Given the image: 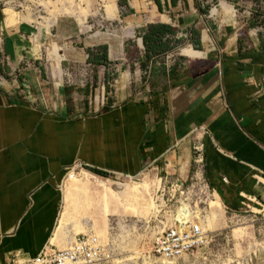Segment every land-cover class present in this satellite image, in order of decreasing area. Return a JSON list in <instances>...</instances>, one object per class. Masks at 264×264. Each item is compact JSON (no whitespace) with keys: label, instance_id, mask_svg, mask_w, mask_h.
Segmentation results:
<instances>
[{"label":"crops","instance_id":"0c3cea01","mask_svg":"<svg viewBox=\"0 0 264 264\" xmlns=\"http://www.w3.org/2000/svg\"><path fill=\"white\" fill-rule=\"evenodd\" d=\"M156 1H128L129 11L145 14L144 28L171 26L173 48L147 58L140 47L148 76L108 110L67 115L0 92V264L37 258L64 230L63 183L78 163L99 177L155 170L176 183L199 143L213 196L232 213L264 211V28L226 3L207 14L202 0Z\"/></svg>","mask_w":264,"mask_h":264},{"label":"rangeland","instance_id":"374dc122","mask_svg":"<svg viewBox=\"0 0 264 264\" xmlns=\"http://www.w3.org/2000/svg\"><path fill=\"white\" fill-rule=\"evenodd\" d=\"M120 1L0 0V92L67 115L88 116L113 107L131 82L132 89H141L148 76L138 55L146 16ZM202 2L207 14L226 3L233 10L230 15L264 28V0ZM5 11L15 13L11 24ZM102 45L113 51L109 66L89 62L88 49ZM146 179L160 180L152 189L156 209L138 216L128 205L136 192L123 189L140 192ZM109 181L121 188L104 189L101 182ZM176 183L155 170L133 180L85 174L69 182L66 176L59 221L64 230L58 226L57 234L69 243L78 235L99 239L113 254L110 264H264V211H228L195 167L178 182L181 189ZM183 207L202 222L209 244L176 262H159L152 257L153 240L175 223Z\"/></svg>","mask_w":264,"mask_h":264},{"label":"built area","instance_id":"2783aa9c","mask_svg":"<svg viewBox=\"0 0 264 264\" xmlns=\"http://www.w3.org/2000/svg\"><path fill=\"white\" fill-rule=\"evenodd\" d=\"M185 37L187 36L185 35ZM192 156L193 166L200 172L203 166L202 144L196 143L193 146ZM66 173L69 182L76 181L85 174L95 176L85 165L79 163L66 170ZM115 177L128 180L135 178ZM176 184L179 189L183 187L181 183L180 185L178 182ZM206 187H208L207 184ZM181 193L183 194V192ZM187 214V219H176L171 227H168L154 238L151 252L154 259L170 262L177 261L204 249L209 244L210 236L204 232L201 222L190 217L189 211ZM112 256L113 254L109 247L104 245L99 239L78 235L76 240L65 250L48 247L37 258L20 264H110Z\"/></svg>","mask_w":264,"mask_h":264},{"label":"trees","instance_id":"16d2710c","mask_svg":"<svg viewBox=\"0 0 264 264\" xmlns=\"http://www.w3.org/2000/svg\"><path fill=\"white\" fill-rule=\"evenodd\" d=\"M120 5L127 6V9L130 10L127 4V0H121ZM192 32L195 35H199L198 31L193 30ZM175 33L176 31L171 26L160 23L150 24L146 28H143L139 33V37L143 41L146 57L151 58L153 56H159L171 50L173 47L165 41V38L167 36L174 35ZM196 44L197 43L194 42L195 46ZM88 54L89 62L94 65L109 66L111 63L109 59L108 45H102L97 47L96 49H88Z\"/></svg>","mask_w":264,"mask_h":264},{"label":"bare ground","instance_id":"6f19581e","mask_svg":"<svg viewBox=\"0 0 264 264\" xmlns=\"http://www.w3.org/2000/svg\"><path fill=\"white\" fill-rule=\"evenodd\" d=\"M228 12H232V10H228ZM159 183H160V180L150 181V180L146 179L143 183L140 184V186H141L140 187V192H138L136 189H131V188H124L123 189L122 188L124 191H127L129 193H131L132 191L136 192L134 194L132 193L134 195V198L132 199L131 202L128 203V205H131L132 207H134V210H137V215L138 216H145V215H147V213L150 210L151 211H155L156 205H155V202H154V200L152 198V189L154 187H158ZM101 185L103 186L104 189H107V190L110 191L111 187L114 188V190H117V188H121L122 184H118V183H114V182L109 181V182H101ZM203 189L206 191V187H204ZM207 194H209V193L206 191V195ZM213 194H214V192H213ZM135 202H137V203H135ZM187 212H188L187 208H185V207L181 208L179 210V214H178L177 220H185V219H187L188 218ZM201 224H202V222H201ZM202 227H203V225H202ZM203 230H204V228H203ZM70 245H71V243H69L66 240V237L64 235H58L56 233V236H54L52 238L50 247L51 248H55L56 247L59 250H65ZM158 261L159 262L172 263L170 261H162V260H158ZM173 262H176V261H173Z\"/></svg>","mask_w":264,"mask_h":264},{"label":"water","instance_id":"95a60500","mask_svg":"<svg viewBox=\"0 0 264 264\" xmlns=\"http://www.w3.org/2000/svg\"><path fill=\"white\" fill-rule=\"evenodd\" d=\"M140 42H141V45L143 46V41H142V39H140Z\"/></svg>","mask_w":264,"mask_h":264}]
</instances>
